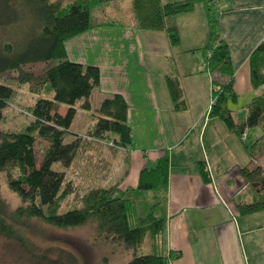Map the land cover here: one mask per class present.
Segmentation results:
<instances>
[{
	"label": "trees",
	"instance_id": "obj_1",
	"mask_svg": "<svg viewBox=\"0 0 264 264\" xmlns=\"http://www.w3.org/2000/svg\"><path fill=\"white\" fill-rule=\"evenodd\" d=\"M122 0H0V76L15 72L16 81L26 86L37 97L30 107L32 122L20 131L0 130V174L5 175L8 189L20 201L15 209L2 197L0 190V235L20 243L30 250L25 229L40 221L56 229H74L91 225L94 240L112 247L128 260L122 264H169L179 259L180 253L165 256L159 252L165 219L153 214L162 206L159 200L146 217H137V203L141 199L134 192L162 190L168 183L170 160L167 154L154 166H147L140 174L137 188L121 191L119 183L91 188L71 205L69 200L80 189L66 171L79 160L87 147L96 143H108L122 150L134 146L132 131L128 124V103L121 94L103 100L93 107L94 91L100 86V68L71 62L65 48L66 41L104 24L114 25L93 17L100 5ZM215 0H206L210 23V38L205 50L210 52L206 64L213 76V101L210 117L217 118L253 155L264 140V93L248 106V115L241 121L234 117L230 105L238 102L231 50L222 40L218 12L211 9ZM196 0L163 3L162 0H132L131 25L138 30L165 33L172 47L181 45L180 29L175 18L194 12ZM103 15L110 16L108 10ZM56 65L35 74L27 67L40 63L55 62ZM252 85L264 89V43L250 58ZM32 68V67H31ZM166 82L176 108L184 110L181 81L167 76ZM264 91V90H263ZM17 90L0 84V123L4 111L14 99ZM78 107L94 110L96 122L86 137H76L67 142L70 128ZM64 108L65 113L60 112ZM261 130L262 136L252 141L248 131ZM111 134L115 139L111 141ZM45 143L39 164L36 148ZM129 161V159H128ZM60 164L62 170L54 166ZM201 173L205 182L210 175L204 163ZM250 184L264 187V169L248 166L242 170ZM79 196V195H78ZM66 208V209H65ZM242 214L264 211V193L249 204H239ZM151 250L149 251V246ZM147 245V246H146ZM148 254L143 253L144 247ZM39 256V255H36ZM42 264H77L69 254L67 261L40 255ZM101 264H111L105 257Z\"/></svg>",
	"mask_w": 264,
	"mask_h": 264
},
{
	"label": "crops",
	"instance_id": "obj_2",
	"mask_svg": "<svg viewBox=\"0 0 264 264\" xmlns=\"http://www.w3.org/2000/svg\"><path fill=\"white\" fill-rule=\"evenodd\" d=\"M212 4L218 12L221 38L231 50L238 102L230 108L234 114L247 92L248 115V106L259 96L252 85L249 62L264 43V0H215ZM197 13L205 22L202 36L194 33ZM175 21L181 35L178 47H172L165 33L138 30L130 20L104 24L66 41L68 59L100 68L101 83L93 96L97 106L115 94L128 103L134 146L121 191L135 190L147 166H154L165 154L169 157L164 189L134 192L141 201L162 204L153 211L166 220L160 239L162 254H181L169 264H264V211L242 214L238 208L263 194L242 174L245 167L253 166L254 157L249 154L251 162L247 163L245 146L223 122L210 117L213 76L206 64L210 56L205 50L210 38L206 8L196 7ZM167 76L180 79L184 110L176 108ZM251 132L250 146L261 137ZM201 163L209 171L210 182L202 178Z\"/></svg>",
	"mask_w": 264,
	"mask_h": 264
},
{
	"label": "rangeland",
	"instance_id": "obj_3",
	"mask_svg": "<svg viewBox=\"0 0 264 264\" xmlns=\"http://www.w3.org/2000/svg\"><path fill=\"white\" fill-rule=\"evenodd\" d=\"M65 1V2H64ZM73 0H63V3H69ZM197 8H206V0H196ZM213 7H216L213 5ZM213 13H214V9ZM108 10L110 16L103 15L102 11ZM217 9V8H216ZM199 12V11H198ZM93 17L100 20H112L117 23H128L132 22L133 11H132V0H122L100 5L93 12ZM199 13L193 18L197 19L196 31L202 36L205 27L203 19H199ZM218 19V17H216ZM210 23L208 19V23ZM207 28V27H206ZM207 30V29H206ZM188 33L186 32V39ZM190 58H197L198 55H191ZM196 56V57H194ZM160 66L162 65L159 57ZM57 63H40L36 66L27 67V71H32L35 74H40L43 71L55 66ZM161 68V67H160ZM17 74L15 72L3 74L0 76V84H5L16 88L17 92L14 99L10 102V105L4 111V119L0 123V130L8 131H20L26 128L32 122L31 108L37 97L32 95L26 86H21L15 79ZM162 78V77H161ZM264 89H260L257 93L260 95L264 93ZM248 93L242 95L241 101L234 109V117L236 120H242L246 118V106L248 103ZM212 101V100H211ZM210 101V104H211ZM94 109L97 108V102H93ZM64 108H60L61 113H65ZM96 122L94 117V110L85 111L78 107L77 114L73 120L70 128L71 135L67 139V142L73 141L76 137H86L89 129H91ZM253 134H260L261 130H254ZM115 135L111 134L110 139L113 141ZM45 143L39 144L36 148V155L38 163L42 161V152ZM130 149L122 150L120 148H113L108 143H96L86 148L82 153L80 160L70 169L66 171L68 179H73V182L80 188L78 195H73L69 202L71 205L78 204L76 201L86 192L87 190L99 186H110L115 183H119V187L122 186L124 189V180L129 176L128 170L131 168V163L128 161L130 156ZM254 164L253 166H260L264 169V140L261 141L253 151ZM251 162V157L247 154V163ZM56 170H62L60 164L54 166ZM257 191L264 193V187L258 184H254ZM0 190L2 197L9 201L12 209L19 206V199L9 191L7 183L5 181V175L0 174ZM156 202V201H155ZM155 202L150 199L146 201H140L137 203L136 213L137 217H146L151 211V207ZM66 209V208H65ZM26 230L28 246L31 248L27 250L20 243L15 240L7 239L0 235V264H42L39 256L48 254L49 257L59 258L61 257L64 261H67L69 254H72L77 259V264H101L105 257L109 258L111 264H122L128 260L125 254H121L118 251H113L112 247H106L103 244H98L94 240L93 228L91 225H86L74 229H56L43 222L36 221L34 225H31ZM161 244V241H159ZM148 244V243H147ZM147 246V245H146ZM144 247L143 253L148 254L147 247ZM149 246V244H148ZM151 246H149V251ZM159 252L162 253L163 249L160 245ZM39 255V256H36Z\"/></svg>",
	"mask_w": 264,
	"mask_h": 264
}]
</instances>
